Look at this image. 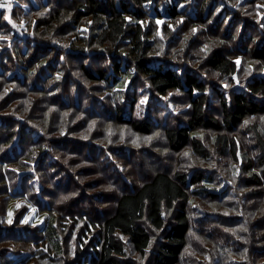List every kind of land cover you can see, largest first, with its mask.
Returning a JSON list of instances; mask_svg holds the SVG:
<instances>
[{"label":"trees","instance_id":"16d2710c","mask_svg":"<svg viewBox=\"0 0 264 264\" xmlns=\"http://www.w3.org/2000/svg\"><path fill=\"white\" fill-rule=\"evenodd\" d=\"M189 1L54 0L51 13L40 17L32 35L26 33L27 37H17L13 46L1 54L0 83L25 88L24 92H14L15 98L32 96L33 118L40 121L39 127H35L13 120L11 116H0V214H5L8 202L16 196L14 193L21 191L29 195L28 199L36 205L41 217V223L34 229H18L22 227L18 221L8 231L0 228L1 264H29L32 259L37 260V264H180L192 229L220 242L221 228L213 223L215 221L196 224L188 206L193 198L219 202L227 196L228 191L218 193L213 189L214 177L194 166L196 161L212 159V151L204 141L211 133L216 155L233 163L245 160L243 183L255 188L252 194L262 214L249 228V233L247 230L242 233L248 241L237 250L241 252L243 247L248 251L244 255L249 264H253V258L264 264V123L247 125L246 131L251 132L258 152L255 155L245 148V133L241 138L237 134L246 121L264 115V77L257 75L244 89L231 91L229 97L218 90V113H215L209 105V85L200 75L204 73L183 64L176 69V65L162 59L154 63L150 57L153 46L149 41L153 29L140 23L150 16L148 4L152 2L158 9L160 3L166 2L168 18L176 21L185 17L179 38L194 34V28L204 36L215 37L218 41L215 49L203 64L207 73L228 78L238 73L235 55L246 52L245 56L264 67V27L260 30L258 24L252 25L250 20L258 18L253 5H264V0H246L239 9L248 16L235 13V20L228 29L224 28L226 19L216 24V29L211 25V17L215 19L221 0H192L194 12L191 13H195L196 18L188 13L186 3ZM223 1L229 16L232 14L230 6L237 0ZM50 5L51 0L39 7L32 4L31 10L39 14ZM2 16L0 14V32L2 25L11 28ZM13 18L18 22L15 8ZM84 24L90 28L87 38L81 37L78 31ZM60 35L69 39V47H57L56 38ZM203 43L197 38L194 45ZM88 58L90 63H86ZM97 58L100 65L94 63ZM74 70H79L94 87L98 83L111 87L109 95L104 97L105 102L86 95L88 91L69 75ZM136 76L145 78L157 96L180 91L189 97L190 109L184 113L186 121L164 129L161 126V140L168 159L190 149V156L178 158L174 171H169L167 166L148 170L146 160L142 161L143 158L135 154L137 149L133 145H120L118 139L115 144L105 145L98 142L101 137L93 134L90 136L93 141L60 138L63 131L71 127L84 133L86 121H78L73 114L66 119L63 116L66 114H62L72 103L74 112H84L83 97L91 102L96 100L100 107L97 103L95 106L113 113L119 126H126L141 136L152 135L160 128L159 124L155 126L151 119H137L131 114L127 117L124 107L120 106L124 82ZM80 81L83 82L81 78ZM71 84L76 86L70 87ZM75 93L80 101L77 106ZM27 105V102L23 104L26 110ZM49 106L57 107L58 114L53 111L50 116ZM144 152L164 163L163 155L152 149ZM82 161L85 166L78 168L77 163ZM35 163L43 184L42 194L38 196L28 188L25 173ZM16 170L23 171L22 176ZM53 177L60 179L53 184ZM12 180L17 183H11ZM250 211L255 212L253 206ZM29 254L34 258L23 259ZM140 258L145 261L141 262Z\"/></svg>","mask_w":264,"mask_h":264},{"label":"rangeland","instance_id":"374dc122","mask_svg":"<svg viewBox=\"0 0 264 264\" xmlns=\"http://www.w3.org/2000/svg\"><path fill=\"white\" fill-rule=\"evenodd\" d=\"M49 1L50 0H30L28 3L25 0H14L15 3L13 4L16 6L15 19L18 21V25H16L14 29L12 27L8 29L2 25L0 32V56L6 49L13 46L12 44L17 37H24L26 36V33H30V35H32L36 23L41 20L40 17H48V15L51 13L54 0H51L50 7H45L46 9L44 8L40 10L39 14L32 12V4L36 7H39L40 4L43 6V4L46 5L49 3ZM245 3H247L246 0H237V3L233 7L230 6V13L232 14L227 16V12L229 11L226 6V2L221 0V7L217 9L214 15L215 19H213V16L211 17V25L215 27L216 24H220L221 21L226 19L224 28L228 29L229 25L235 20V13L247 17L248 14L244 15L239 9ZM186 6V8H189L188 13L192 17H195V13H191L194 12L192 0L187 2ZM253 6L255 7V14L258 16V18H253V20L250 19L251 24L253 25L257 23V28L262 30L264 27V5L262 3H257ZM155 8V4L152 2L148 4L150 16H148L146 19L140 20V23H142L147 29L152 27L154 32V34L149 39L153 46V51L150 53L151 60H153L154 63H160L162 60L165 63L169 61L176 65L174 66L176 69L179 67V65L183 64L184 66L187 65L199 72L204 73L199 74L202 75L201 78L209 85V105L211 104L212 110L215 113H218V90L226 93V96L229 97L231 91L244 89L243 87H245L246 83L256 78L257 75L264 77V67H261L260 64L250 60L248 56H245L247 55L246 52L242 55L240 54L234 56V60L238 64L237 74L228 78H221L213 75L212 73H207L205 65L203 64V60L214 51L215 44L218 42L215 41V37L212 34L204 36V34L201 33V35L198 30L194 28V34H185L179 38V33L181 34L183 30L182 27L185 17H180L176 21L168 18L166 2L160 3L158 9ZM6 12V10L1 11L0 14L3 15V18L7 15ZM128 20L131 22V17H128ZM2 23H4L3 19ZM216 28L217 27H215V29ZM78 31L81 37L87 38V33L90 32V28L84 24L80 27V29H78ZM72 34V39H74V33ZM197 38L203 40L204 43L200 45H194L196 44ZM189 40L191 41L189 42ZM56 41L57 47H69V39L66 40L65 36L60 35L56 38ZM155 41L159 42V44L155 43ZM155 45H157L156 48L154 47ZM22 46L23 44L21 47ZM62 59L65 61V57ZM123 59L125 62L126 57L124 55ZM86 63H90L89 58L86 60ZM94 63L100 65L101 61L97 58ZM181 72L182 71H180V73ZM110 73L114 76L112 71H110ZM69 75H71L75 80L77 79V84L81 85L82 89L88 91L86 93L87 96L89 95L95 98L97 97L99 98V102H105L104 97L109 95L108 89L111 88L107 86L108 84L98 83L94 87V83L86 81L79 70L70 71ZM80 78L84 82V85L83 82L80 81ZM118 80L122 81V79ZM75 86L76 85L73 84L70 85V87ZM24 91L25 88L22 90L19 85L15 86L14 84L0 83V109L6 108L2 112L0 111V116H5L7 118L11 116L13 120H20L31 126L33 125L35 127H39L37 123L40 120L33 118L35 114V105L32 101L33 97L25 96L23 99L15 98L14 92ZM121 91L124 95H120L122 99L120 106L124 107L125 115L127 117H130L129 114H131V116L137 119H151L155 126L159 124L160 128H156L152 135L141 136L132 133L126 126H119V124L115 123L116 118H114L113 113H109L106 109L98 108L100 105H98L96 100L91 102L87 97H83L82 110L85 108V111L88 113L85 111H80L81 108L79 109L80 112H74V108H72V106L74 107L75 105L72 103L69 104L68 111L62 114H66L63 115L66 117V119L70 117L71 114H73L77 117L78 121H86L88 124L85 127L84 133L80 134L79 132H76V128L71 127L69 130H64L60 138H69L72 140L85 139L87 141H93L90 139V136L93 134L101 137V140L98 139V142L105 145L115 144L116 139H118V141L121 142L120 145L123 143L133 145L134 148L137 149V153L135 154L137 157H142V161L146 160L148 170H156V166H164V168L167 166L170 168L169 171H174L178 158L181 156H183V158L190 156V149H186L181 154L176 153L172 156V159H168V153L164 148V141L161 140V126L162 129H164L171 126L181 125L186 121L184 113L190 109L189 97L180 91H171L166 96H157L150 88L147 80L138 76L135 78H127L124 82V88ZM75 101L76 106L80 105V101H78V93H75ZM25 102L29 104L27 105L29 108L28 110L24 109L23 104ZM94 103H97L98 106H95ZM133 104L134 108L132 110L131 108L133 107ZM49 109L50 116L53 111L58 114L59 109L57 107L49 106ZM89 114H92V116ZM251 123H264V115L251 118L250 120L246 121L237 132L240 138L243 137L245 133V148L255 155L258 152L256 150V146L254 145V139L251 137V132L247 133L246 131L247 125ZM113 134H117L118 136H111ZM213 138L214 134L211 133L206 135L204 139L205 143L212 151V159H209L206 162L203 160L196 161L194 166L201 168L207 172L208 175L214 177L216 183L213 185V189H216L218 193H221L222 191H228L226 194L227 196H225L226 198L224 197V199H221L219 202L209 200L204 201L202 198H193L189 202L188 206L189 212L193 217V220L195 219L196 224H201V221L202 223H211L212 221H215L213 223L221 228V239L220 242H217V239L206 238L204 233H199L200 230L195 231L192 229L189 236L188 246L181 256L180 264H249L248 258L244 255V253L247 254L248 251L243 247L241 252L237 249H239L238 247L240 244L243 246L244 243L248 241V239L244 237V234L242 233L245 230H247L249 233V228H251L252 225L257 222L260 214H262V211L259 210L255 204L257 201H255V195L252 194L255 188L246 187L243 183V169L245 168V160H242L240 163H233L227 158H222L216 155L213 146ZM73 149L76 151L77 147L74 146ZM145 149H152L154 153L163 155V157H165L164 163H160V160L152 157V154L144 152ZM73 156L77 157V155L74 154ZM105 156L107 158L109 157V159H112V157L106 153ZM52 160L55 159L52 157ZM36 165L37 163L33 164L31 170H29L28 173H25L28 175V188L32 190L33 195L38 196L39 194H42L41 191L43 184H41L40 179L38 178L39 173H37L35 170ZM77 165L78 168L85 166L83 161L80 163L78 162ZM17 173L22 176L21 173H23V171H17ZM51 175H53V173H51ZM59 179L60 178H57L55 180L53 177V184L57 183ZM14 181L15 180H12L11 183H14ZM17 181L20 184L19 179H17ZM17 181L15 182L17 183ZM48 187H51V184H48ZM15 191H13L12 194ZM14 194H16V196H13V199L8 202L9 206H7L8 208L5 214H0V228L7 229L8 231V229L11 227H15V223L17 221L18 224L22 226L18 229L26 230L37 228V223H41L39 219L41 217L39 216L36 205L31 203V201L28 199L29 195L25 196L23 193H21V191H17V193ZM33 199L35 201V197H33ZM251 206L254 207L255 212L250 211ZM246 226L249 227L247 228ZM249 235L250 234H248V236ZM154 238L156 237L154 236ZM30 256L34 258L33 254H29L23 256V259L24 257L29 258ZM1 258L2 255L0 254V261ZM140 260L141 262L143 260L145 261V258H140ZM251 261L253 264L260 263L258 260H254V258ZM29 264H37V260L32 259Z\"/></svg>","mask_w":264,"mask_h":264},{"label":"water","instance_id":"95a60500","mask_svg":"<svg viewBox=\"0 0 264 264\" xmlns=\"http://www.w3.org/2000/svg\"><path fill=\"white\" fill-rule=\"evenodd\" d=\"M0 3L5 4L6 6L3 8H0V13L1 11L6 10L7 15L5 16V21L7 24L10 25V27H12L13 29L16 27V25H18V22H16L13 18V12H14V8H15V3L14 0H4V1H0ZM11 5V7L9 8L7 5ZM31 36V35H30ZM27 37V36H24Z\"/></svg>","mask_w":264,"mask_h":264},{"label":"snow or ice","instance_id":"6c2138e0","mask_svg":"<svg viewBox=\"0 0 264 264\" xmlns=\"http://www.w3.org/2000/svg\"><path fill=\"white\" fill-rule=\"evenodd\" d=\"M6 5L5 4H3V3H0V8H3V7H5ZM9 8L11 7V5L9 4V5H7Z\"/></svg>","mask_w":264,"mask_h":264}]
</instances>
